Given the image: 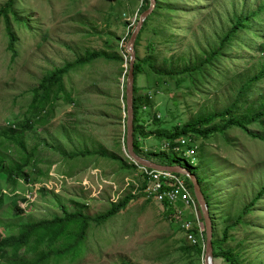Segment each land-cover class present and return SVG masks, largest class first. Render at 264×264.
Segmentation results:
<instances>
[{"label":"rangeland","instance_id":"374dc122","mask_svg":"<svg viewBox=\"0 0 264 264\" xmlns=\"http://www.w3.org/2000/svg\"><path fill=\"white\" fill-rule=\"evenodd\" d=\"M8 1L0 0V10ZM263 2L165 0V5L176 12H163L149 22L137 54L141 60L154 57L155 67L160 69L172 66V62L168 66L171 60L175 69L185 67L183 60L200 64L205 61V54L220 49L235 15L249 14ZM116 3L117 0H17L16 14L11 16L18 38L19 58L15 63L9 51L5 20H0V134L8 137L11 128L18 131L15 122L27 118L33 102L32 91L45 75L83 58L87 52L122 55L121 49L126 50L129 42L124 24L129 22L136 30L141 14L133 25L130 18H135L141 0L126 2L132 7L123 11L121 19L111 13ZM258 21L264 24V15L259 14L255 22ZM263 33L264 26L259 25L257 36L245 41L244 48H234L231 55L227 50L231 59L220 61V73L224 74L214 75L210 82L206 79L209 76L201 77L195 88L191 81L176 87L174 81L165 84L163 78L148 68V72L140 74L139 95L149 93L154 101V108L147 113L160 116L164 123L162 128L150 127L149 131L171 132L173 126L182 127L198 113L227 109L236 101L239 86L247 84L264 68V51L258 41V34ZM251 46L252 49H247ZM124 62L121 66L97 61L69 74L65 84L73 102L60 99L46 126H36L33 131L21 134L19 141L26 151L12 142L7 144L8 150L0 148L7 164L21 161L37 148L40 169H49V178L39 183L44 188L22 218L17 216L11 196L6 193L0 212L2 232L10 226L62 216L63 211L73 212L78 206L84 207L90 216H101L128 193L123 190V183L126 178H134L138 171L122 166V162L130 166L124 143L127 121L124 95L130 56H124ZM256 88L264 92V80ZM263 98L264 94H260L251 102L259 105ZM242 113L236 116L235 124L248 121ZM230 122V119L216 121L218 136L195 143L198 149L195 165L181 162L203 183L204 194L216 212L219 239L264 188V128L257 122L252 128L255 136L252 139L236 128L229 133L221 130ZM162 145L156 139L141 142L142 147L151 149H160ZM84 150L102 151L105 156L71 159L72 153ZM109 155H115L121 162ZM184 245L192 244L181 226L173 223L171 216L166 218L159 205L141 199L131 203L108 225L91 231L83 258L60 264H204L205 253L199 256L186 252ZM225 248L235 249L243 264H264V195L245 217L242 227L231 231ZM214 261L230 264L224 259Z\"/></svg>","mask_w":264,"mask_h":264},{"label":"trees","instance_id":"16d2710c","mask_svg":"<svg viewBox=\"0 0 264 264\" xmlns=\"http://www.w3.org/2000/svg\"><path fill=\"white\" fill-rule=\"evenodd\" d=\"M16 2L17 0H9L6 6L0 10V20L2 18L5 20L7 33L10 39L9 51L12 54L13 63L19 58V51L17 49L18 38L11 17L16 14ZM131 7L132 6L129 3L117 0L116 5L111 8V13H114L116 19H121L124 14L123 11L131 10ZM149 7L150 0H144L138 9L139 15L147 11ZM163 12L174 13L176 11L169 6L167 7L165 5V0H161L160 2L159 0H156L155 10L144 22L143 29L138 36L135 46L134 150L137 155L147 160L156 161V163L158 162L160 165L188 168V166L182 165L181 162H185L186 165H191V163L188 160L183 159L180 154L173 153L172 151H169L168 153L162 151L145 153L142 149L141 142L156 139L162 144H170L171 149H173L179 145V142L183 139L193 140V143H197L200 140L211 141L215 135L218 136L216 132H218L219 129L215 126L216 121L229 119L231 122L228 126L222 127L221 130L229 133L233 128H236L249 138L253 139L255 136L252 128L256 126V123L258 122L259 126L264 128V101L259 105L256 103L252 104L251 102L255 97L264 94V92L259 91V89L256 88L258 83L264 80V68L261 72H258V74L249 79L247 84L239 86L236 101L224 111L212 114L198 113L194 118L186 121L182 127L179 126V124H176V126L171 128V132L160 130L159 132L157 131L158 133H155V131H149V128H162L164 123L156 114L147 113L148 110L154 108V101L149 93L139 95V89L137 87L138 76L144 72H148V68L150 69V72L163 78L165 84L174 81L176 87V85L180 86L185 82L191 81L192 86L195 88L200 84L201 77L206 78L209 76L206 79L210 82L214 75L224 74L220 73L222 70V64L220 61L225 62V59H231V57L226 54L227 50L229 55H231V51H233L234 48H236V50L244 48L245 41L249 40V38L252 39L253 36H257L258 26H264V24H261L259 21L257 23L255 22L259 14L264 15V2L262 4L260 3L257 9L249 14L241 13L235 15L232 21L231 30L223 38L220 49L212 52V54H205L203 59H206L204 62L201 61L200 64L199 61L188 64L187 61L183 60L185 64L183 69L173 68V65L175 64L173 60L168 62V66L171 62L173 63L168 69H160L155 67L154 57L141 60L137 54L141 37L148 29L149 22L159 15L162 16ZM252 23L254 25H252ZM124 25H126L128 30L127 40H130L135 30H133V26H130L129 22ZM258 41H260L259 46L261 50L264 51V33L263 35L258 34ZM247 49H252V46ZM121 52L122 55L118 53L87 52L83 58H79L75 62L67 64L64 68L45 75V77L39 81L38 86L32 91L34 94L33 102L30 105L27 118L15 122L14 127L18 128V131L11 128V130L8 131V137L0 134V137L4 138V140L0 142V148L8 150L7 144L12 142L21 145L26 151L24 144L19 141V139H21V134L23 132L33 131L36 126H46L60 99H63L66 103L73 102L72 95L68 92L65 84V79L68 75L77 71L79 68L82 69L89 65H93L97 61H105L107 63L123 66L125 64L124 56L127 57L129 55L123 48L121 49ZM124 98L126 101V94L124 95ZM241 111L244 112L242 114H244V118L248 121L246 124H235V118H238L236 116L240 114ZM124 143L126 144V139H124ZM100 155L105 156V153L102 151L84 150L72 153L70 157L71 159H74L79 156L97 157ZM36 158L37 148L31 154H25L21 161L13 164H7L5 162V156L0 153V212L4 209L6 202L5 198H7L5 191L10 190L13 195L9 199L15 205L17 216L22 218L26 215L27 211L18 204V200L23 197L18 194V192L22 190L21 193H24L27 190V184L41 183V179L45 177L49 178V169L46 171L40 169ZM109 158L115 161L118 160V162L120 161L115 155H109ZM129 162L130 166L125 163L123 164V162L122 166L134 171L138 170L137 165L130 160ZM192 173L195 174L194 172ZM199 180L202 185L203 183L200 178ZM4 181H7V185L4 184ZM22 182L26 184V188L23 186ZM187 182L193 191L192 183L188 178ZM9 186L12 187L10 188ZM263 195L264 188L261 189L251 203L243 209V213L240 217L236 218L235 223L225 230L223 238L219 239L217 232V218L215 215L216 212L214 213L212 204L205 194L214 223L215 259H224L230 264H243L240 257L241 255L237 254L235 249H226L225 245L228 244L230 240L231 231L242 227L245 217L253 212V208L256 206L257 202L262 200ZM143 198L144 196L141 192L137 195L127 193L116 204H112L106 214L97 217L88 215L84 211V207L78 206V209L73 212L63 211L62 216L40 220L37 221V223H35V221H30V223L7 227L8 230H6L5 233L4 231L2 232L3 228L0 227V262L6 261L7 263L5 264H60L66 260L76 262L84 257L86 244L90 233L94 228H101L108 225L111 219L125 211L131 203L140 201ZM146 203L153 204L150 201H146ZM159 208L162 210L166 218L171 216L173 223H175L174 208L167 207V205L164 204L159 205ZM204 234H206L205 240H207V230ZM183 250L189 253L194 252L199 256L204 253L202 243L190 246L184 245ZM29 256L33 257L29 258Z\"/></svg>","mask_w":264,"mask_h":264},{"label":"built area","instance_id":"2783aa9c","mask_svg":"<svg viewBox=\"0 0 264 264\" xmlns=\"http://www.w3.org/2000/svg\"><path fill=\"white\" fill-rule=\"evenodd\" d=\"M123 1L129 2L131 0ZM143 1L144 0H141V4ZM137 16L138 13L135 15L134 19L130 18L132 25L135 23ZM185 148L187 151H184ZM142 149L145 153L151 151L168 153L169 151H172L173 153L180 154L183 159L188 160L193 165H195L196 155L198 154V149L195 148V143L190 139L181 140L179 145L173 149H171V146L168 143H164L160 149H151L144 146ZM125 154L131 162L137 165L130 159L126 148ZM137 166L138 173L135 174L134 178L125 179L123 190L132 195H137L141 192L145 201H150L159 205L164 204L167 205V207L174 208L175 223L181 226L182 231L187 235V239L192 245L202 243L205 253L207 246V240H205L206 234H204L206 233L205 219L203 212H201L202 208H200V205L187 182L188 177L182 173H174L168 170L157 171L143 166ZM28 185L27 190L24 193H21L20 191L18 192V194L23 196L18 200V204L26 211H28L30 204L36 202V197H38L37 195L39 191L44 188L40 186L39 183L31 184L30 187H28ZM37 186H39V188H37ZM6 193L9 194V196H12L9 191H5V194ZM22 200H25L26 202L23 203Z\"/></svg>","mask_w":264,"mask_h":264},{"label":"water","instance_id":"95a60500","mask_svg":"<svg viewBox=\"0 0 264 264\" xmlns=\"http://www.w3.org/2000/svg\"><path fill=\"white\" fill-rule=\"evenodd\" d=\"M156 7V0H150V7L147 11L141 14L138 21V25L133 35L131 36L126 51L130 56V69L126 82V150L129 154L131 160H133L137 165L143 166L149 169L161 171L168 170L174 173H182L186 175L192 183L193 191L197 202L202 208L203 216L205 219V225L207 230V246L204 256V264H214V223L210 212L208 201L204 194L202 185L197 175H194L189 169L181 166H163L154 161L146 160L139 155L134 150V87H135V63H136V51L135 46L139 34L141 33L144 22L153 13Z\"/></svg>","mask_w":264,"mask_h":264},{"label":"crops","instance_id":"0c3cea01","mask_svg":"<svg viewBox=\"0 0 264 264\" xmlns=\"http://www.w3.org/2000/svg\"><path fill=\"white\" fill-rule=\"evenodd\" d=\"M140 6H141V4H140ZM140 8V7H139ZM138 10V9H137ZM138 14H139V10H138Z\"/></svg>","mask_w":264,"mask_h":264},{"label":"bare ground","instance_id":"6f19581e","mask_svg":"<svg viewBox=\"0 0 264 264\" xmlns=\"http://www.w3.org/2000/svg\"><path fill=\"white\" fill-rule=\"evenodd\" d=\"M214 264H215V262H214Z\"/></svg>","mask_w":264,"mask_h":264}]
</instances>
